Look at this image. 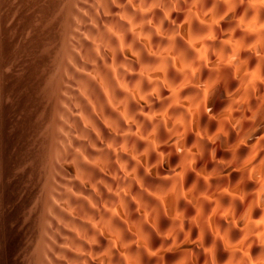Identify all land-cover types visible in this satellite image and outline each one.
<instances>
[{"label": "clouds", "instance_id": "clouds-1", "mask_svg": "<svg viewBox=\"0 0 264 264\" xmlns=\"http://www.w3.org/2000/svg\"><path fill=\"white\" fill-rule=\"evenodd\" d=\"M6 106L14 264H264V0H0Z\"/></svg>", "mask_w": 264, "mask_h": 264}, {"label": "rangeland", "instance_id": "rangeland-1", "mask_svg": "<svg viewBox=\"0 0 264 264\" xmlns=\"http://www.w3.org/2000/svg\"><path fill=\"white\" fill-rule=\"evenodd\" d=\"M17 2L23 3V0H17ZM3 115H5V116H3ZM13 122H15V111L6 106L5 109L0 113V154H2V152L4 154V155H2V157L4 156L3 157L4 164H3V162L0 163V168H2L3 172H4L3 176L0 177V258L3 256L4 257L2 258V260L0 259V264H10L9 261H12V258L8 257V255H7L9 253L8 251H10V249L12 252L16 251L18 248L17 246L19 245V240H20V233L18 231L19 224H20V216L18 213H20L23 202L17 199L19 193L17 191L16 182L14 180L11 182H7V179H6L7 176L10 175V172L7 168V162L10 161L12 159V156L14 155V154H12L11 149H12L13 145L16 143L17 135L19 132V129L17 128L15 131H13L11 133V135L9 134L8 128H9V126H11L13 124ZM8 190H11V191L8 192ZM6 191L8 192L7 195H6V193H7ZM14 194H15V196H14ZM8 196L9 197L11 196L10 200H9ZM6 198L8 200H6ZM8 201H10V202H8ZM11 202H13V203L11 204ZM14 208H17L18 210L16 209L14 211ZM16 211H18V212H16ZM12 213L13 214L16 213L17 215L15 214L14 216H12L11 215ZM18 216H19V218H18ZM7 231H9V232H7ZM6 233L8 235L10 234V236H8ZM14 234H16L15 238H14ZM5 235H6V237H5ZM12 241L13 242L15 241L14 245L10 246L9 244H13ZM1 244H3V245H1ZM4 244H7V245H4ZM15 245H17V246H15ZM2 246H3V248H2ZM4 246L5 247L7 246L10 249H8L6 247L7 250H5ZM11 247L13 248V250ZM14 248H16V249L14 250ZM3 249H4V251H3ZM9 254L14 255L15 252L9 253ZM11 255H9V256H11ZM11 264H14V262L12 261Z\"/></svg>", "mask_w": 264, "mask_h": 264}, {"label": "bare ground", "instance_id": "bare-ground-1", "mask_svg": "<svg viewBox=\"0 0 264 264\" xmlns=\"http://www.w3.org/2000/svg\"><path fill=\"white\" fill-rule=\"evenodd\" d=\"M0 113H1V112H0ZM8 114H9V113H8ZM3 116H5V115H3ZM9 116H10V115H9ZM10 135H11V134H10ZM189 139H190V138H189ZM2 155H4L3 152H2ZM3 157H4V156H3ZM3 157H2V158H3ZM3 164H4V161H3ZM4 166H5V165H4ZM3 173H4V172H3ZM234 178H235V177H234ZM10 191H11V190H8V192H10ZM6 192H7V191H6ZM6 192H5V193H6ZM8 192L6 193V195L8 194ZM6 195H5V196H6ZM14 196H15V194H14ZM8 197H9V196H8ZM10 198H11V196L9 197V200H10ZM6 200H8V199L6 198ZM13 201H14V200H13ZM8 202H10V201H8ZM12 203H13V202H11V204H12ZM18 204H19V203H18ZM20 204H21V203H20ZM6 207H7V206H6ZM15 207H16V206H15ZM9 208H10V207H9ZM18 208H19V207H18ZM16 209H17V208H14V211H15ZM19 209H20V208H19ZM17 210H18V209H17ZM16 212H18V211H16ZM15 214H16V213H15ZM15 214L12 213L11 215L14 216ZM18 214H19V213H18ZM16 215H17V214H16ZM12 216H11V217H12ZM16 217H17V216H16ZM12 218H13V217H12ZM18 218H19V216H18ZM13 219H14V218H13ZM162 223H166V221H162ZM7 232H9V231H7ZM6 234H7V233H6ZM7 235H8V234H7ZM15 235H16V234H14V238L16 237ZM8 236H10V234H9ZM11 236H12V235H11ZM5 237H6V235H5ZM12 237H13V236H12ZM9 242H10V241H9ZM12 242H13V241H12ZM14 242H15V241H14ZM14 242H13V244H9V245H10V246H11V245H14ZM1 245H3V244H1ZM4 245H7V244H4ZM17 245H18V244H17ZM17 245H15V246H17ZM4 247H5V246H4ZM6 247H7V246H6ZM6 247H5V250H7V248H8V247H7V248H6ZM12 247H13V246H12ZM12 247H11V248H12ZM17 247H18V246H17ZM2 248H3V246H2ZM8 249H10V248H8ZM15 249H16V248H14V250H15ZM12 250H13V248H12ZM3 251H4V249H3ZM10 251H11V249H10ZM10 251H8V252H9V253H14V252H16V251H14V252H12V251L10 252ZM6 252H7V251H6ZM8 252H7V253H8ZM2 253H3V252H2ZM9 253L7 254L8 257H9V258H10V257L12 258V255H13V254L11 255V254H9ZM3 255H4V254H3ZM7 255H6V256H7ZM9 255H11V256H9ZM3 257H4V256H3ZM3 257H1L0 259L2 260ZM8 257H7V258H8ZM11 262H12V261H9L10 264H11Z\"/></svg>", "mask_w": 264, "mask_h": 264}]
</instances>
